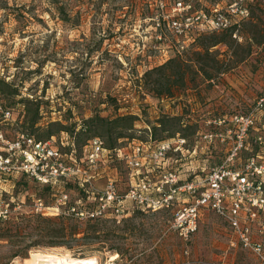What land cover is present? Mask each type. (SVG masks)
I'll use <instances>...</instances> for the list:
<instances>
[{
  "label": "rangeland",
  "instance_id": "obj_1",
  "mask_svg": "<svg viewBox=\"0 0 264 264\" xmlns=\"http://www.w3.org/2000/svg\"><path fill=\"white\" fill-rule=\"evenodd\" d=\"M176 1L0 0V107L10 112L7 120L0 115V130L13 139L21 132L41 135L54 124L50 128L54 134L77 129L76 140L82 143L92 136L90 118L132 115L134 127L119 141L122 146L133 139L148 140L164 118L166 124L154 137L184 136L188 153L173 163L181 178L190 172L201 177L227 153L225 145H209L202 139L215 129L208 122H228L233 115L248 112L264 93V2L250 6V16L236 38L211 46L222 32L188 41L168 30L166 22L175 15ZM182 1L191 3L194 11H208L228 0ZM205 50L218 60L220 73L207 56L201 57ZM201 68L212 74L211 80ZM36 106L38 123L31 129L27 123ZM98 137L106 145L111 141ZM65 138L55 137L61 153L67 152L62 146ZM116 167L123 184L126 170L122 164ZM17 180L0 181V211H7L0 217V233L4 223L25 232L0 239V264H22L32 250L93 258L97 264H264L235 243L225 223L210 211L201 214L189 240H181L170 226L176 207L137 212L120 223L67 215L63 219L67 226L87 233L81 246H38L27 250L25 258L9 260L18 246L37 240L30 227L38 217L56 218L65 209L57 208L32 180L15 185ZM64 191L70 201L78 198L74 188ZM38 200L41 211L36 210ZM93 227L96 232L90 231ZM254 238L264 243V236Z\"/></svg>",
  "mask_w": 264,
  "mask_h": 264
},
{
  "label": "built area",
  "instance_id": "obj_2",
  "mask_svg": "<svg viewBox=\"0 0 264 264\" xmlns=\"http://www.w3.org/2000/svg\"><path fill=\"white\" fill-rule=\"evenodd\" d=\"M257 2L264 0H228L208 11H194L191 3L178 0L166 26L188 41L221 32H232L236 38L250 16V6ZM156 27L160 28L159 22ZM262 112L264 93L248 112L233 115L230 127L220 128L225 119L208 122L215 129L202 139L209 145H225L227 153L201 177L190 172V178H180L174 169L173 162L188 153L187 141L180 137L161 143L133 139L110 151L99 137L88 139L79 149L75 134L61 132L66 137L61 145L67 150L61 153L54 144L59 134L39 141L21 132L8 139L1 130L0 174H23L40 186H76L87 196L85 200L70 201L62 190L54 202L57 208L64 206L63 214L77 218L109 216L120 223L134 211L156 213L176 207L170 226L185 242L197 231L201 214L210 211L225 223L235 243L264 261V243L254 238L264 236ZM0 115L7 120L10 112L0 107ZM121 164L126 170L123 184L116 167ZM35 205L37 211L43 209L39 200ZM6 212L0 211V217Z\"/></svg>",
  "mask_w": 264,
  "mask_h": 264
},
{
  "label": "trees",
  "instance_id": "obj_3",
  "mask_svg": "<svg viewBox=\"0 0 264 264\" xmlns=\"http://www.w3.org/2000/svg\"><path fill=\"white\" fill-rule=\"evenodd\" d=\"M231 37H232V32H222L220 37L214 39V41L211 42V44H212L211 46H215V45H218L221 43L225 44L229 41L228 39H231ZM198 54L200 55V52ZM204 56H207L208 59L211 60V62L213 63L215 72L220 73L221 69L218 66L219 62H218V60L213 58V56H212V54H210L209 50H205L204 53L201 54V57H204ZM199 71L202 73L203 76H205L206 80L212 79V77H213L212 74L208 73L203 68L199 69ZM168 93L170 95V92H168ZM27 103L31 105V102H27ZM34 113H35L34 118L30 122L27 123L31 129L34 128L38 123L37 122V115H38V107L37 106L34 110ZM165 119L166 120L169 119V121L174 122L175 124H177L179 122V120L177 118H165ZM135 120H136V118L132 115H121V116H116L112 119L94 116V117L90 118V120H88V122H87L89 124V130L92 132V136L90 138L98 137V135L99 136L104 135V136L108 137L111 141L109 144L108 143H107V145L105 144V147L107 150L113 151L116 147L119 146V141L126 138V132L133 129ZM165 124H166V121L164 120V118L159 120L158 128L163 127ZM55 125L57 127H60L59 124H55ZM52 126H54V124H52L51 127L49 126V128H47L49 130L42 132L41 135H39V134H37V136L34 134H29V135H31L32 137H34L36 140H39V141L47 140L52 136H56V135L60 134L61 132L67 133L70 136L75 134L76 139L79 137L77 135V133H78L77 129H73L72 131L61 130L59 133L54 134L50 130V128H52ZM230 126L231 125L228 122H225L224 125L221 126L220 128L225 129L226 127H230ZM158 128H157V126H154L152 128L153 134L151 132L148 140H144L143 142L150 141V142H154V143H161V142L171 140V139H174L177 137L185 139L184 136L179 135V134H176L175 136L169 135L163 139H156L154 137V134ZM74 131H77V132H74ZM40 137H46V139H41ZM90 138H88V139H90ZM88 139H86L82 143L79 142V140H76L78 148H80ZM140 141H142V140H140ZM173 167L176 170L178 169L175 164L173 165ZM177 172L179 173V176H180L181 172L179 170H177ZM187 177H188V175H184L183 178H187ZM12 178L18 179L15 182V185H19L20 182H24V181H26L25 179H28L23 174H19L16 176L15 175L0 174V181H2V182H7V179H12ZM188 178H190V177H188ZM20 184H22V183H20ZM36 185H37L38 191H41L43 193H47L48 196L54 201H55V197L62 190H66V189L71 190L72 188L75 189V191L78 194V197H80L84 200L87 198V196L84 193H82L76 186H72L71 184H64V185L60 184V185H56V186H51V185L50 186H40L38 184H36ZM21 186H24V185H21ZM137 212L138 211L131 212L130 216L137 213ZM130 216H128V217H130ZM128 217H126V218H128ZM66 218H69V217H67V215L64 216V214L63 215L60 214L56 218L38 217V219L36 220V224H34V226L30 227L31 233L35 234V236L37 237V240H35L33 243L29 244L28 246L27 245L26 246H18L16 248V250H14L11 253L9 260H12V259L17 258V257L25 258V254H26L27 250H29L30 248L38 247V246H42V247L64 246L67 249H76L79 246H81L80 243L87 236L86 231L85 230H79L76 225L71 226V227L67 226L63 221V219L65 220ZM101 220H110V221L114 222L112 220V218L109 216H105L102 218L89 219L88 221L89 222H97V221H101ZM3 227L4 228H3V230H1V233H0V239L10 240L12 237L21 236L25 232V229L23 227H18V226L13 227L12 225H10V223H4ZM96 230L97 229L95 227L90 229L91 232H96ZM81 234H82V236H80ZM8 263H9V261L5 262L3 264H8Z\"/></svg>",
  "mask_w": 264,
  "mask_h": 264
},
{
  "label": "bare ground",
  "instance_id": "obj_4",
  "mask_svg": "<svg viewBox=\"0 0 264 264\" xmlns=\"http://www.w3.org/2000/svg\"><path fill=\"white\" fill-rule=\"evenodd\" d=\"M22 264H97L93 258H70L54 252L32 250ZM107 264V263H106ZM110 264V263H108Z\"/></svg>",
  "mask_w": 264,
  "mask_h": 264
},
{
  "label": "crops",
  "instance_id": "obj_5",
  "mask_svg": "<svg viewBox=\"0 0 264 264\" xmlns=\"http://www.w3.org/2000/svg\"><path fill=\"white\" fill-rule=\"evenodd\" d=\"M164 101V100H163Z\"/></svg>",
  "mask_w": 264,
  "mask_h": 264
}]
</instances>
